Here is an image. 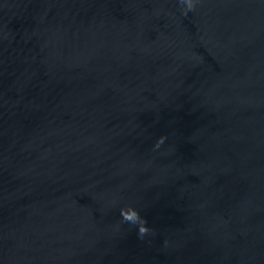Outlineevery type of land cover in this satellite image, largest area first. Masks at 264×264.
I'll return each mask as SVG.
<instances>
[{
	"label": "water",
	"instance_id": "water-1",
	"mask_svg": "<svg viewBox=\"0 0 264 264\" xmlns=\"http://www.w3.org/2000/svg\"><path fill=\"white\" fill-rule=\"evenodd\" d=\"M183 7L0 0V264H264V0Z\"/></svg>",
	"mask_w": 264,
	"mask_h": 264
},
{
	"label": "clouds",
	"instance_id": "clouds-1",
	"mask_svg": "<svg viewBox=\"0 0 264 264\" xmlns=\"http://www.w3.org/2000/svg\"><path fill=\"white\" fill-rule=\"evenodd\" d=\"M198 0H179V3L184 7L182 9L184 14L188 11H193ZM165 137H160L156 142V147H159L163 143ZM120 216L123 222L135 225L137 228V236L139 239H143L146 234L153 232V229L147 226V222L144 217H142L136 208L131 205L120 208Z\"/></svg>",
	"mask_w": 264,
	"mask_h": 264
}]
</instances>
